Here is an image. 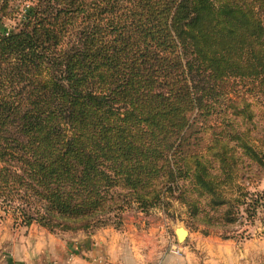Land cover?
Here are the masks:
<instances>
[{
  "label": "trees",
  "instance_id": "16d2710c",
  "mask_svg": "<svg viewBox=\"0 0 264 264\" xmlns=\"http://www.w3.org/2000/svg\"><path fill=\"white\" fill-rule=\"evenodd\" d=\"M4 19L0 203L15 223L119 226L177 190L195 211L190 186L230 216L216 187L244 182L245 167L264 171L263 148L235 119L198 148L206 122L234 102L220 100V84H263L264 0H0Z\"/></svg>",
  "mask_w": 264,
  "mask_h": 264
},
{
  "label": "rangeland",
  "instance_id": "374dc122",
  "mask_svg": "<svg viewBox=\"0 0 264 264\" xmlns=\"http://www.w3.org/2000/svg\"><path fill=\"white\" fill-rule=\"evenodd\" d=\"M12 24L10 20H0V27L9 28ZM219 90L221 92L220 100L232 98L234 102L229 105L226 103L227 101H224L219 107L218 114H213L206 122L207 133L199 142L198 148L204 149L205 146L211 144V139L218 131L230 128L225 126L227 124L226 120L221 121L224 117V119H235L237 125L234 124L233 128L235 127L236 130L244 132L246 134L245 139H250L257 147L264 150V81L263 84H260L258 80L230 78L220 84ZM225 103L226 106H224ZM244 103L249 104L247 109L245 112H241L237 116L238 118H234L232 114L241 109ZM209 153L207 152L208 155ZM244 159L248 160L247 156ZM210 172L219 174L217 169H211ZM241 173L245 179L244 182L236 180V183L226 182L224 184L223 181V184L216 187L232 200L234 208L231 210L230 216L224 214L226 207L228 208L227 204L213 205L214 194L212 192L197 188L193 189L190 186L185 192V198L196 206L195 211H193L194 207L192 208L188 203L177 197L179 194L177 190L173 192L172 196L168 195L165 204L157 205L146 211H140L139 209L126 211L121 216L122 222L119 226L110 224L90 231H81L89 233L101 228L158 230L163 232L166 250L167 248L169 250L170 242H175V230L179 227L186 229L188 232L216 235L221 239H234L238 243L250 238H260L264 244V171L257 165H253V167L241 169ZM179 182L182 189L185 188L184 184L187 186V181L180 180ZM245 191L248 194L243 199L242 196ZM235 198L239 200L238 205L233 201ZM255 200L257 201L256 205ZM254 205L256 206L255 210L252 208ZM228 218L234 219L228 221ZM27 227L29 226L15 223L12 214L10 212L6 213L0 203V252L5 250L6 247L8 248L14 239H19V236L23 235L24 232L26 233L28 231ZM37 227L40 228L38 225ZM182 242L181 240L180 243ZM167 244H169L168 247Z\"/></svg>",
  "mask_w": 264,
  "mask_h": 264
},
{
  "label": "crops",
  "instance_id": "0c3cea01",
  "mask_svg": "<svg viewBox=\"0 0 264 264\" xmlns=\"http://www.w3.org/2000/svg\"><path fill=\"white\" fill-rule=\"evenodd\" d=\"M27 229L0 252V264H264L260 238L238 243L188 232L182 243L174 237L182 249L176 255L166 250L163 232L158 230L50 233L36 224Z\"/></svg>",
  "mask_w": 264,
  "mask_h": 264
},
{
  "label": "built area",
  "instance_id": "2783aa9c",
  "mask_svg": "<svg viewBox=\"0 0 264 264\" xmlns=\"http://www.w3.org/2000/svg\"><path fill=\"white\" fill-rule=\"evenodd\" d=\"M169 251L176 255H180L182 253L180 245L175 242H170Z\"/></svg>",
  "mask_w": 264,
  "mask_h": 264
},
{
  "label": "water",
  "instance_id": "95a60500",
  "mask_svg": "<svg viewBox=\"0 0 264 264\" xmlns=\"http://www.w3.org/2000/svg\"><path fill=\"white\" fill-rule=\"evenodd\" d=\"M175 233H176L177 239L179 241H181V240L183 241V240H185L188 231L182 227H179L175 230Z\"/></svg>",
  "mask_w": 264,
  "mask_h": 264
}]
</instances>
